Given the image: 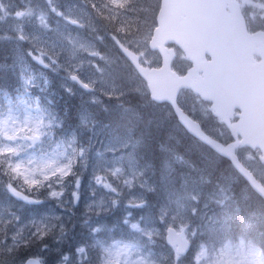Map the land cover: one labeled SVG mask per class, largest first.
<instances>
[{
    "label": "rangeland",
    "instance_id": "rangeland-1",
    "mask_svg": "<svg viewBox=\"0 0 264 264\" xmlns=\"http://www.w3.org/2000/svg\"><path fill=\"white\" fill-rule=\"evenodd\" d=\"M81 7L80 0H0V46L6 44L11 49L9 57H2L17 70L20 81L14 96H0V160L7 157L16 162V170L25 177L14 182L10 190L4 185L6 177L0 165V221H12L13 230L23 226L29 235L36 231L35 226H43L42 232L15 253L14 261L18 256L22 260L20 253L25 251L20 250L29 246L43 255L48 264H172L173 250L161 237L169 226L180 230L179 221L194 195L204 222L194 235L190 227L183 229L193 248L186 258L174 249L180 257L179 264H206L213 253L221 264H264V253L259 248L263 238L251 228L264 219L254 221L247 215L236 235L230 229L239 205L228 187L240 188L236 184L240 183L238 176L204 180L199 177L200 171L195 175V167L168 148L157 160L145 161L138 154L143 130L139 125L138 131L127 125L136 123L137 116L142 115L140 125L147 133L150 127L158 130L171 119L172 110L169 105L149 100L146 83L135 69L124 71L135 75L136 92L120 99L106 96L113 111L103 115L104 119H112L105 124L97 118L90 119L91 108L96 111L105 100L98 86L87 93L76 87L63 69L53 71L54 65L46 66L50 63L46 57L41 62L28 55L33 43L51 36L56 29L64 30L62 38L71 49L95 40L97 34L89 27L72 26L55 14L58 10L72 20L79 16ZM155 13L156 0H150L144 33L149 50L144 59L150 65L161 61L148 45L155 28ZM100 35L104 36V43L96 41V45L106 51L112 43L106 40L105 33ZM187 66L183 62V68ZM90 71L77 70L86 83ZM46 72L53 73L72 94L84 100L78 102L81 111L76 109V121L71 119L56 130L58 124L49 107L54 96L47 92L51 83ZM111 83L115 86L120 81ZM182 105L210 133L226 139L221 121L213 116L210 105L187 95ZM250 151L244 150L241 157L264 180V167L258 166ZM206 155L210 158L206 156L201 170L209 176L217 174L220 158L214 155L211 159L208 151ZM16 187L28 196L26 203L11 198ZM72 213L77 219L88 216L72 223ZM201 231L209 233L210 238L202 236Z\"/></svg>",
    "mask_w": 264,
    "mask_h": 264
},
{
    "label": "water",
    "instance_id": "water-1",
    "mask_svg": "<svg viewBox=\"0 0 264 264\" xmlns=\"http://www.w3.org/2000/svg\"><path fill=\"white\" fill-rule=\"evenodd\" d=\"M158 22L151 46L163 55L161 69L143 68L131 50H124L148 81L152 98L157 102H169L180 123L190 133L229 158L253 188L264 193V186L235 153L237 146L246 144L264 151V63L256 69L247 63L256 49L251 44L252 38L259 43L256 52L264 62V33L248 34L235 0H162ZM168 42L178 43L193 62V68L185 76L171 70L174 52L165 47ZM206 54L211 55L212 61L206 60ZM72 79L89 89L78 77ZM184 87H191L203 98L214 101L215 114L221 115L228 124L237 140L235 143L226 146L211 138L184 112L177 100ZM236 108L242 110L241 119L231 123L229 115ZM238 135L243 137L241 141ZM167 240L171 246L178 245L184 254L189 250L184 232L170 228ZM31 264L41 262L31 259Z\"/></svg>",
    "mask_w": 264,
    "mask_h": 264
},
{
    "label": "clouds",
    "instance_id": "clouds-1",
    "mask_svg": "<svg viewBox=\"0 0 264 264\" xmlns=\"http://www.w3.org/2000/svg\"><path fill=\"white\" fill-rule=\"evenodd\" d=\"M80 2L82 7L79 16L75 19L69 20L58 10L55 14L72 26L80 29L89 27L91 32L97 34L95 40L80 45L78 49H71L62 38L64 30L56 29L51 36H45L33 43L28 50V55L41 62L46 57L50 62L46 66L54 65L53 71L63 69L69 78H72L74 74L79 76L77 70L91 69L88 74L90 77L88 83L93 89L98 86L99 90L109 98L120 99L128 93L136 92L138 85L135 82V75L129 76L124 71L128 68L134 69L135 65L124 50L127 48L134 51L140 61L147 56L149 50L144 41V33L147 28V10L150 0H80ZM242 12L246 21L264 29V0H247ZM101 32L107 35L114 47L109 46L106 51L99 50L96 41L100 44L104 43ZM113 80H119L120 83L114 86L111 83ZM0 165H3V173L6 177L5 187L10 190L14 188V182L19 183L25 179L16 170V162L10 158L0 160ZM258 166L264 167V151L259 154ZM260 197L264 200V193H261ZM198 204L197 197L191 196L184 216L179 221L181 231L190 227L194 235L200 229L204 218L200 215ZM35 227L36 231L29 235L23 226L13 230L15 226L12 221H0V264H15L14 255L20 247L27 245L37 232H42V225ZM257 234L264 236V220L258 224ZM201 235H208L210 238V234L204 231H201ZM161 239L165 244L169 243L166 234ZM212 257L206 264H221L216 253H213ZM179 260L180 257L173 250L172 264H179ZM23 264H31V257L25 259Z\"/></svg>",
    "mask_w": 264,
    "mask_h": 264
},
{
    "label": "trees",
    "instance_id": "trees-1",
    "mask_svg": "<svg viewBox=\"0 0 264 264\" xmlns=\"http://www.w3.org/2000/svg\"><path fill=\"white\" fill-rule=\"evenodd\" d=\"M159 2L160 0H156V8L159 6ZM106 40L112 43V41L108 37L106 38ZM5 54L9 57V55L11 54V49H9V47L6 46V44H2L0 46V59H1L0 65L2 66L0 67V96L12 97L16 94L15 90L20 88V81L17 75V70L13 68L9 62H6V59L4 57H2ZM7 65L9 66L7 67ZM53 75L54 74L51 72H46L47 80H49L51 83L50 87L47 89V92L48 94L51 93L54 96L53 103L58 104L61 113L75 110L77 107L76 98L72 97L71 95L72 93L68 91V88L65 86V84L62 83L60 79H58L56 76ZM126 106H128V104L121 107V111ZM110 107L112 108V105H110ZM126 115L127 113L123 114V116ZM142 118H143L142 115L137 116L136 118L137 122L131 125H127V128L131 130L137 128L138 131V125L141 126V130H143V133H141L143 141L141 145L138 147L137 151L138 154L142 156L143 157L142 159H144L145 161H150L155 159L157 160L161 158V155H163L166 151L172 150L177 155L182 156L186 163H188L189 165L191 164L195 167L194 168L195 175H198V171H200L199 177H202L204 180H210L213 179L214 177L220 178L221 176L222 177L232 176V174L238 176V173L231 166L230 162L223 157H219L221 159V163H220V169L217 170V174H211L209 176L210 173H204L201 170V168L204 166L203 161H206V156H207L206 151H208L213 156L211 159H214V155L215 156L217 155L215 154V152L209 150L205 145L200 143L198 140L192 138L188 133H184L183 128L175 120L174 116H171V119L166 120L164 126H162L161 129L157 130L156 128L155 130V127L152 128L150 127V129H148V133L144 125L143 126L140 125V122H142ZM111 120L112 119L110 118L109 122H111ZM169 131L170 134H167V132ZM192 142L197 143V145H195ZM166 148H168V150ZM236 184L237 186H240L239 189L236 187H231V186L229 187L232 188L231 191L238 200L237 202L240 207L242 208L255 207L260 210H264V200H262L261 197L256 192H254L252 188L249 187L246 180L241 178L240 183L237 182ZM241 184H244L245 187L244 186L241 187ZM243 196L244 198L242 199ZM231 223L234 224L235 222H231ZM33 243H37V242H32V244ZM261 246L264 250V236ZM20 251H26V252L20 253L23 254V256L21 258L22 260H20L18 264H22V262L27 256L40 255L38 254L36 249H29V246L25 248L22 247ZM17 261L18 258L16 260V263Z\"/></svg>",
    "mask_w": 264,
    "mask_h": 264
},
{
    "label": "bare ground",
    "instance_id": "bare-ground-1",
    "mask_svg": "<svg viewBox=\"0 0 264 264\" xmlns=\"http://www.w3.org/2000/svg\"><path fill=\"white\" fill-rule=\"evenodd\" d=\"M83 102V101H82ZM84 104V103H83ZM85 105V104H84ZM83 105V106H84ZM89 107V106H88ZM145 107H147L146 105H145ZM85 108V107H84ZM89 110V109H88ZM90 112V111H89ZM18 258H20L19 256H18ZM19 263V260L17 261V263H16V260H15V264H18Z\"/></svg>",
    "mask_w": 264,
    "mask_h": 264
}]
</instances>
